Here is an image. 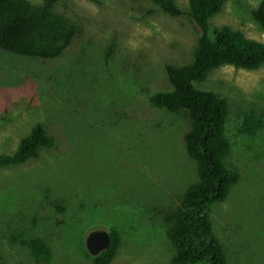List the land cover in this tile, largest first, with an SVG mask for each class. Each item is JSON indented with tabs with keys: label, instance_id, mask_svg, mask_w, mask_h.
<instances>
[{
	"label": "rangeland",
	"instance_id": "374dc122",
	"mask_svg": "<svg viewBox=\"0 0 264 264\" xmlns=\"http://www.w3.org/2000/svg\"><path fill=\"white\" fill-rule=\"evenodd\" d=\"M40 4L43 0H28ZM262 0H228L209 20L264 43L252 10ZM184 12L187 0H176ZM78 25L55 60L0 50V155L13 154L36 124L57 141L37 159L0 168V251L4 264H93L85 241L115 228L122 239L112 264H168L173 247L165 218L197 180L183 137V113L148 97L171 89L166 66L189 63L197 33L186 15L172 18L150 0H58ZM194 87L228 102L230 168L240 180L213 206L211 221L227 264H264V129L241 134L243 113L264 120V66L213 70ZM43 238L52 256L34 261L10 238Z\"/></svg>",
	"mask_w": 264,
	"mask_h": 264
},
{
	"label": "trees",
	"instance_id": "16d2710c",
	"mask_svg": "<svg viewBox=\"0 0 264 264\" xmlns=\"http://www.w3.org/2000/svg\"><path fill=\"white\" fill-rule=\"evenodd\" d=\"M164 14L178 18L186 15L193 23L198 39L192 59L186 65L166 66L171 86L148 97L155 108L169 113H183L190 126L183 140L187 157L195 165L197 180L188 185L172 214L165 218L170 225L168 240L174 253L168 264H227V253L217 238L211 221L214 205L224 202L240 180L230 168L231 153L226 134L228 102L211 91L194 87L215 69L226 66L256 71L264 66V43L246 38L229 27L210 33L209 20L228 0H187L184 12L176 0H150ZM58 0L40 4L28 0H0V50L17 56L55 60L71 46L78 25L55 10ZM255 23L264 32V0L252 10ZM264 129L263 116L250 110L243 113L240 132L255 137ZM56 139L41 124H36L19 142L16 151L0 155V168L18 167L37 159L43 150H55ZM109 248L96 256L85 249L93 264H112L121 247L119 231L111 228ZM27 247L38 263L50 261L52 251L43 238H29L23 232L10 238ZM0 264H4L0 251Z\"/></svg>",
	"mask_w": 264,
	"mask_h": 264
},
{
	"label": "water",
	"instance_id": "95a60500",
	"mask_svg": "<svg viewBox=\"0 0 264 264\" xmlns=\"http://www.w3.org/2000/svg\"><path fill=\"white\" fill-rule=\"evenodd\" d=\"M85 244L89 254L96 256L109 248V234L107 231H93L87 236Z\"/></svg>",
	"mask_w": 264,
	"mask_h": 264
}]
</instances>
